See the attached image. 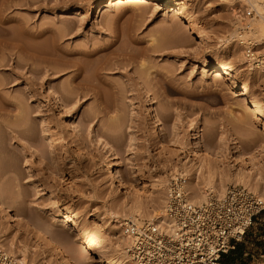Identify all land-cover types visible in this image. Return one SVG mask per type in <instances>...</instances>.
<instances>
[{
    "label": "rangeland",
    "instance_id": "1",
    "mask_svg": "<svg viewBox=\"0 0 264 264\" xmlns=\"http://www.w3.org/2000/svg\"><path fill=\"white\" fill-rule=\"evenodd\" d=\"M108 1L0 0L6 17L0 24V198L7 192L25 223L2 219L8 234L0 245L7 251L11 237L9 243L38 248L44 236L28 217L35 210L51 222L53 207L79 215L106 246L115 245L121 229L110 212L135 201L152 209L166 194L156 181L179 176L173 169L197 156L223 176H264V132L248 113L249 106L264 112V74L238 60L236 42H221L233 28L235 1L125 0L96 8ZM174 3L188 14L174 15ZM91 50L98 51L81 55ZM206 61L229 63L228 76L202 70ZM75 65L81 74L73 80ZM24 123L25 136L8 130ZM193 126L202 150L194 146ZM110 161L123 180L112 177ZM63 227L72 229L57 226L61 238ZM262 253L264 212L222 264L248 263Z\"/></svg>",
    "mask_w": 264,
    "mask_h": 264
},
{
    "label": "bare ground",
    "instance_id": "2",
    "mask_svg": "<svg viewBox=\"0 0 264 264\" xmlns=\"http://www.w3.org/2000/svg\"><path fill=\"white\" fill-rule=\"evenodd\" d=\"M125 0H109L108 5H104V3L97 4V9L101 10L107 6H119ZM156 2H160V4H168V0H129L130 3H142L148 2V4H155ZM241 3L240 5L249 7L248 10L252 9V15L245 18L247 25L249 26V30H247L244 34L249 36H253L257 38V41L263 43L264 42V0H239ZM3 2L0 5V24L5 23L6 17L3 16ZM174 15H187L186 9H184L179 3H174L171 5L170 10ZM2 31L5 33L6 29L2 28ZM191 35H194V32H190ZM200 41H204L202 35H197ZM236 37V33L234 28L227 32L222 39V43H234V38ZM235 47L234 50L238 49V60H241L242 63H246L244 58L243 51H241L236 43L233 45ZM107 53H112V50H109V47H104ZM153 49V48H152ZM154 49L156 47L154 46ZM98 50H91L89 52H82L81 55L83 57H90ZM207 51V47H206ZM121 55L123 59H130V55L126 51H122ZM211 56H213L211 54ZM142 65V63H141ZM248 66H251L248 64ZM231 65L229 63H214L212 61H206L202 64V70L208 69L210 74H221L225 73L228 76V70L230 69ZM249 67L250 71L256 70L257 73L264 74V66L260 68ZM75 73L73 75V80H76L81 74V68L79 65H75ZM170 80V79H169ZM103 82V81H102ZM168 84H173L170 80ZM77 85L81 88L87 89V91L97 92L99 88L94 85L92 82H77ZM243 86H246V81L242 82ZM241 95L243 100L248 102V97L246 92L238 93ZM249 114L252 115V119L260 122V131L264 132V112L257 106L255 108L249 106ZM26 127V128H25ZM195 126L191 129L194 130V146L202 150L201 146V138L199 131L195 130ZM27 126L25 123L19 127L17 126L16 129L8 127V130L11 132L16 133L20 136H25L27 133ZM239 155V154H238ZM240 157H242L240 155ZM108 167L111 169L110 173L113 172V178H117L118 181L123 180V177L119 173V171L115 168L114 162H108ZM179 167L173 169V172L179 176L187 177L186 184V191L185 195L187 200H189L192 204H201L207 200L210 195L221 196L228 186H241L245 189H249L253 191L254 194L258 195L261 200L264 201V176L261 172L253 173V177L250 175L240 172L236 173H229L227 176H223L219 174L216 168L208 165L201 156H197V161L192 162L190 159L184 161V163H180ZM258 170V169H257ZM259 171V170H258ZM175 177V176H172ZM169 180L167 176L158 179L156 182V186L159 187L160 190L166 189V194L162 193L159 199L155 201L153 204L152 209H148L144 204L141 202L135 201L132 204H124L121 208L116 209L110 212V216L114 217V221L116 224V228H120L121 222L127 219L133 220H155L156 224L160 228L170 227L171 221L165 213V203L167 197V189L169 186ZM227 184H230L227 186ZM251 191V192H252ZM6 192V191H5ZM4 193V192H3ZM2 193V198H0V241L5 243V233L4 228L6 226L3 225V220L8 219V222H12L17 226H25L24 218L22 217L19 212L13 209L12 204L8 201L7 192L5 194ZM9 194V193H8ZM53 193H50V197H54ZM32 210L30 213L29 220L32 222L34 230H40L43 234L44 242L40 241L39 247L35 249V247L29 245V243H21L20 240H15L9 243V240L13 239L12 237L7 241L8 243L5 244L7 246L8 251L10 254L18 261L25 262L29 264V256L31 263L30 264H93V263H102V264H132L130 256L126 250V247L130 243L129 236L123 234L120 231V238L118 239L115 245H107L105 243V238L100 232L92 231L88 225L86 220L82 219L79 215L67 210L64 207L56 208L54 210L53 207V214L55 218L53 221H46L44 217L34 212ZM121 220H118V219ZM2 221V222H1ZM66 223H70L72 229L63 227V231L66 233L65 238H61L57 231V226H64ZM4 226V227H3ZM8 230V228H6ZM63 232V233H64ZM9 236V235H8ZM31 237V236H30ZM27 235L26 238L28 240H33ZM3 243V244H4ZM1 246V245H0ZM37 246V245H36ZM1 248H3L1 246ZM4 249V248H3ZM39 249V250H37ZM5 250V249H4ZM42 250V251H41ZM88 250H92L98 255V260L95 261L93 257L87 253ZM8 252L7 250H5ZM46 252V254L44 252ZM8 252V253H9ZM44 253V254H42ZM32 255V256H31Z\"/></svg>",
    "mask_w": 264,
    "mask_h": 264
},
{
    "label": "built area",
    "instance_id": "3",
    "mask_svg": "<svg viewBox=\"0 0 264 264\" xmlns=\"http://www.w3.org/2000/svg\"><path fill=\"white\" fill-rule=\"evenodd\" d=\"M234 1V41L241 47L246 64L260 68L264 66V42L244 34L249 30L245 18L253 11L244 6L242 12L239 0ZM262 212L264 201L241 186H228L221 196L210 195L205 202L192 204L185 195V179L175 176L169 182L165 203L171 221L168 229L148 219L123 220L120 229L130 238L126 250L132 264H222L223 256L236 250V244ZM251 258L241 264H264V253L256 260ZM0 264L27 263L0 246Z\"/></svg>",
    "mask_w": 264,
    "mask_h": 264
}]
</instances>
